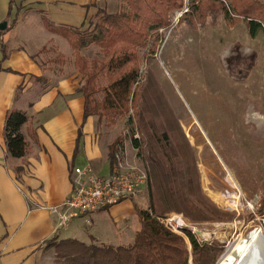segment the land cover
I'll list each match as a JSON object with an SVG mask.
<instances>
[{"label":"rangeland","instance_id":"rangeland-1","mask_svg":"<svg viewBox=\"0 0 264 264\" xmlns=\"http://www.w3.org/2000/svg\"><path fill=\"white\" fill-rule=\"evenodd\" d=\"M187 7L189 11L176 18ZM192 9L191 1L183 0L181 7L170 12V25L156 30L161 36L157 51L150 48L152 39L149 46L140 50L136 86L142 85L146 98L136 100L137 109L131 106L117 123L100 121L98 116L92 120H97V132L104 143L122 138L124 146H132L131 163L150 172L148 188L137 199L140 206H149L150 184L155 183L156 172L160 177L154 196L163 208L172 210L160 220L182 214L190 226L206 232L208 241H199V248L216 250L213 264H217L238 238L243 236L249 241L255 233L264 235L262 222L257 218L264 216V35L253 45L255 58H242L239 46L247 44L243 36L247 31L226 38L218 27H213L221 20L226 24L238 21L227 19L224 11L197 19L189 15ZM81 53L90 58L103 55L95 45ZM75 67L72 65L70 72H76ZM78 77L81 86V74ZM140 89L138 86L139 92ZM134 138L141 143L140 149L133 146ZM153 157L156 159L152 161ZM187 168L194 187L198 184L206 202L221 211L226 209L217 202V196L229 188L225 177L231 175L249 200L262 198L257 214L245 207L241 214L223 211L225 214L219 219H190L181 200L166 195L165 181L161 179L169 175L168 184L176 191L184 185L181 171ZM132 220L139 229V217L134 215ZM177 234L185 237L190 253L188 264H200L199 252L194 254L186 233ZM195 237L198 240L197 234ZM59 241L53 238L46 242L39 264H71L57 250Z\"/></svg>","mask_w":264,"mask_h":264},{"label":"crops","instance_id":"crops-1","mask_svg":"<svg viewBox=\"0 0 264 264\" xmlns=\"http://www.w3.org/2000/svg\"><path fill=\"white\" fill-rule=\"evenodd\" d=\"M120 3L0 0V25L7 22L5 28L0 27V264H39L46 242L53 238L117 245L131 242L138 230L135 220L132 225V217L138 216L134 207L135 203L140 205L137 199L142 195L97 212L79 214L65 227L57 225L56 215L48 209L60 205L72 192L75 167L91 164L104 176L112 171V142L104 143L100 138L94 116L85 118L79 72L69 70L75 67L74 50L68 39L47 28L43 17L57 25L85 29L99 8L116 12ZM213 27H218L226 38L247 31L243 34L247 44L239 46L240 56L255 58L253 45L263 31L251 37L244 20L235 24L221 20ZM15 107L27 112L37 136V142L33 141L28 125L23 127L30 141L29 152L23 158L7 152L6 117ZM129 148L132 150L126 143L124 152L131 162Z\"/></svg>","mask_w":264,"mask_h":264},{"label":"trees","instance_id":"trees-1","mask_svg":"<svg viewBox=\"0 0 264 264\" xmlns=\"http://www.w3.org/2000/svg\"><path fill=\"white\" fill-rule=\"evenodd\" d=\"M182 4L183 0H122L118 12L111 13L106 8H99L95 16L97 20H91L89 27L85 29L57 25L47 16L43 17L47 28L68 39L74 50L75 66L82 76L79 91L85 98V118L98 116L100 121L106 119L112 124L117 123L131 106L137 109L136 100L146 98L142 85L139 83L136 86L140 74V50L149 46V40L152 39L150 48L153 52L157 51L161 36L156 30L168 27L170 12ZM191 6L192 14L189 15H195L197 19H205L211 13L224 11L227 19L233 22L246 21L251 37L264 32L262 0H191ZM91 45L97 46L103 55L90 58L81 53ZM2 50L6 57L4 46ZM138 86L141 87L140 92ZM30 119L22 109L15 107L8 111L5 135L10 156L23 158L29 152L30 141L23 132L25 125H28L29 136L37 142L36 131L31 127ZM132 144L138 149L141 148L137 138L132 140ZM119 150L124 151L125 146L123 139L117 137L109 146L112 167ZM154 159L156 158L151 160ZM21 169L22 167L17 170L19 176ZM189 170L190 168L181 171L184 185L176 191L168 184L166 176L169 175L161 177L165 181L166 195L180 199L184 205L183 210L190 219L213 220L223 217L229 211L223 212L206 202L199 185L194 187L195 182L189 176ZM154 177L155 183L151 181L150 184L149 206L142 207L135 203L140 228L136 230L131 242L115 245L87 243L72 237L60 239L56 247L59 253L65 255V260L71 264H188L190 253L185 237L167 228L159 218L172 210L163 208L164 205L155 198L154 189L159 186L157 181L160 176L155 172ZM185 233L193 245L194 254L199 252L200 264L215 263L216 250L200 249L194 235L189 231Z\"/></svg>","mask_w":264,"mask_h":264},{"label":"built area","instance_id":"built-area-1","mask_svg":"<svg viewBox=\"0 0 264 264\" xmlns=\"http://www.w3.org/2000/svg\"><path fill=\"white\" fill-rule=\"evenodd\" d=\"M188 11V7L184 8L177 13L179 16L176 18ZM124 151L119 150L116 153L115 164L108 175L99 174L91 164L74 168L72 192L60 205L48 207L49 211L56 215L59 227L67 226L79 214L106 209L123 200L138 197L147 190L150 181L148 171L144 167L131 163ZM225 181L229 185V188L221 193L225 200L222 204L225 209L241 214L246 207L257 214L256 210L261 206L262 198L249 200L231 175H227ZM257 218L262 222V228H260L264 230V216H257ZM162 222L176 233L193 231L191 234L194 237L195 234L198 236V240L195 237L197 243L208 241L207 236L204 235L205 232L190 226L182 214L169 215Z\"/></svg>","mask_w":264,"mask_h":264},{"label":"bare ground","instance_id":"bare-ground-1","mask_svg":"<svg viewBox=\"0 0 264 264\" xmlns=\"http://www.w3.org/2000/svg\"><path fill=\"white\" fill-rule=\"evenodd\" d=\"M177 16H179V14ZM217 202L221 204L225 202L221 193L217 196ZM227 248L228 249L225 250L218 264H240L244 259L247 257L249 258V256H255L256 264H264L263 234L255 233L250 237L249 241L242 236L235 242H232ZM234 251L237 252L236 256L233 255Z\"/></svg>","mask_w":264,"mask_h":264},{"label":"water","instance_id":"water-1","mask_svg":"<svg viewBox=\"0 0 264 264\" xmlns=\"http://www.w3.org/2000/svg\"><path fill=\"white\" fill-rule=\"evenodd\" d=\"M7 26V22H3L0 27L1 28H5ZM249 235V234H248ZM233 255L236 256L237 255V252L234 251L233 252ZM255 256H249V258L247 257L246 259H244L240 264H256V259L254 258ZM220 261V260H219ZM218 261V263H219ZM217 263V264H218Z\"/></svg>","mask_w":264,"mask_h":264}]
</instances>
